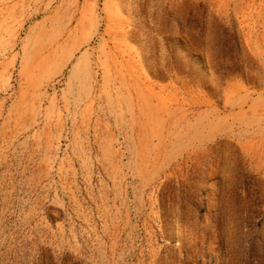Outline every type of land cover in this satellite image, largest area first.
<instances>
[{
  "label": "rangeland",
  "instance_id": "374dc122",
  "mask_svg": "<svg viewBox=\"0 0 264 264\" xmlns=\"http://www.w3.org/2000/svg\"><path fill=\"white\" fill-rule=\"evenodd\" d=\"M0 264H264V0H0Z\"/></svg>",
  "mask_w": 264,
  "mask_h": 264
},
{
  "label": "bare ground",
  "instance_id": "6f19581e",
  "mask_svg": "<svg viewBox=\"0 0 264 264\" xmlns=\"http://www.w3.org/2000/svg\"><path fill=\"white\" fill-rule=\"evenodd\" d=\"M71 39V38H70ZM90 39V38H89ZM69 40V39H68ZM83 40V39H82ZM85 43H87V42H85ZM81 44V43H80ZM52 45V44H51ZM84 45V44H83ZM81 47V46H80ZM49 48V47H48ZM51 48H52V46H51ZM56 48V47H55ZM57 49V48H56ZM65 49V48H64ZM44 51V50H43ZM57 52V51H56ZM52 53V52H51ZM62 53V52H61ZM64 53V52H63ZM49 54V53H48ZM56 54V53H55ZM51 57V56H50ZM60 58H62V57H60ZM69 58V57H68ZM44 59V58H43ZM53 59H56L55 57L53 58ZM45 60V59H44ZM51 60V59H50ZM70 60V59H69ZM48 62V61H47ZM52 62V61H51ZM46 64V63H45ZM48 65H50V64H48ZM47 65V66H48Z\"/></svg>",
  "mask_w": 264,
  "mask_h": 264
}]
</instances>
